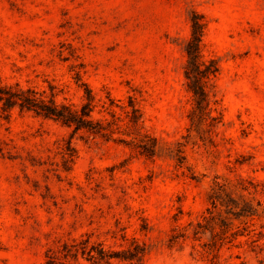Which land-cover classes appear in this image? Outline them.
<instances>
[{
  "label": "rangeland",
  "instance_id": "obj_1",
  "mask_svg": "<svg viewBox=\"0 0 264 264\" xmlns=\"http://www.w3.org/2000/svg\"><path fill=\"white\" fill-rule=\"evenodd\" d=\"M193 13L205 23L202 57L219 66L207 87L214 127L189 117ZM0 81L47 95L55 86L58 102L74 104L86 82L114 132L72 135L0 103V264H46L49 250L81 239L114 251L145 243L144 264H264V0H0ZM107 94L117 119L98 113ZM129 97L139 126L125 113ZM145 134L158 142L154 156L142 152ZM218 183L258 208L234 220L240 233L220 249L210 227L195 234L198 222L213 225L209 210L227 216L212 204ZM60 260L107 264L82 251Z\"/></svg>",
  "mask_w": 264,
  "mask_h": 264
},
{
  "label": "trees",
  "instance_id": "obj_2",
  "mask_svg": "<svg viewBox=\"0 0 264 264\" xmlns=\"http://www.w3.org/2000/svg\"><path fill=\"white\" fill-rule=\"evenodd\" d=\"M192 31L190 38L186 41L185 53L187 55V62L185 67V76L188 79V86L191 93L194 96L195 107L191 112L190 121L192 126H196L198 123H202L207 120L211 127H214L217 123L218 117L213 116V109L211 107V99L209 96V90L207 89L210 79L214 78L218 71L219 66L216 61L210 59L205 61L201 54V44L203 31L205 30V23L202 17L193 13L191 16ZM76 80L79 82L82 80V73L84 72V63H79L74 66ZM84 86V94L79 104L70 102H58L56 100L55 86H51V95H47L46 91H38L34 88L24 87L20 83L14 85L5 84L0 81V103L2 104L1 109L6 115H9L11 111L18 108L22 111L33 112L37 115L47 117L54 120L63 126L68 127L72 135L78 132H83L87 137L93 139L97 137H111L114 133L109 130L111 125L110 121L106 117H96L95 109L98 108V101L96 95L93 93L92 88L86 82L81 83ZM107 100H101L102 109L98 111H107L110 116L114 119L115 112L112 110L116 105L115 101L111 99L110 94H107ZM131 110H125L129 121L134 126L141 124L142 113L140 108L136 104L133 98L129 97V105ZM126 109L127 106H121ZM140 147L143 148L142 152L149 156H154L158 151V142L151 138L150 135L145 134L144 139L141 140ZM2 151L3 148L0 147ZM63 157L65 161L73 162L76 157L75 148L72 146V141H67L66 146L62 148ZM180 152V151H179ZM211 200L214 209L219 206L225 208V215L221 213L218 215L213 214L214 210H209V217L206 216V223L198 222V230L195 234L200 232V229L211 228V234L213 239L217 237L212 243V247L220 249L219 242L224 240L230 234L233 239L237 238L240 233L238 226H235L234 220H239L244 217H252L257 215L258 208L255 207L251 202L246 199L242 201L235 199L233 196L228 194L225 184H217L213 188L211 194ZM230 216V217H229ZM219 227L220 231L217 230ZM179 236H174L172 241H177ZM220 245L222 243L220 242ZM148 250L145 243H139L134 240L131 248H124L119 251L107 249L105 246L99 248L95 245H91L90 240L81 239L80 241H74L73 243L64 242L61 249L57 251H48V260L46 264H60L63 263L60 260V256L66 260L74 256H78V253L86 252L90 258L98 259L110 264L112 260L126 261L130 264H144L143 257L145 252Z\"/></svg>",
  "mask_w": 264,
  "mask_h": 264
}]
</instances>
